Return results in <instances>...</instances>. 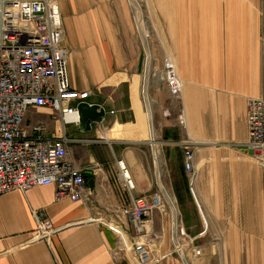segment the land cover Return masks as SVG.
<instances>
[{"label":"crops","instance_id":"crops-1","mask_svg":"<svg viewBox=\"0 0 264 264\" xmlns=\"http://www.w3.org/2000/svg\"><path fill=\"white\" fill-rule=\"evenodd\" d=\"M58 3L70 87L88 92L87 102L106 111L103 122L92 123L89 131L64 126L71 140L70 157L84 169L89 200H57L52 185L1 194L0 264H182L163 211H155L144 225V234L155 236L148 243L151 259L145 263L133 256L137 238L132 222L118 220L132 197L157 189L137 85L143 54L128 2ZM149 4L152 28L163 46L155 50L154 64L159 70L168 50L182 80L185 116L184 126L163 117V109L171 105L170 94L161 82L152 86L154 121L162 142L161 183L176 192L189 244L205 251L259 250L264 264V173L245 147L247 101L264 97V0ZM50 113L32 108L26 123L46 122L48 136L60 137L62 123L51 120ZM184 143L194 150V181L184 169ZM119 161L133 180L132 190L123 182ZM33 211H43L53 225L47 239L34 238ZM190 263L207 264L208 259Z\"/></svg>","mask_w":264,"mask_h":264},{"label":"built area","instance_id":"built-area-1","mask_svg":"<svg viewBox=\"0 0 264 264\" xmlns=\"http://www.w3.org/2000/svg\"><path fill=\"white\" fill-rule=\"evenodd\" d=\"M130 4V0H126ZM135 33L143 54V72L139 95L146 113L147 143L157 189L148 196L132 197L120 210L119 221L130 220L137 240L132 244L133 256L141 263L151 259L148 243L155 236L144 234V225L155 211H163L169 227L170 240L182 264L202 256L203 249L189 244L175 196L161 183L162 142L152 114L151 78L160 74L170 94L171 105L162 116L184 126L181 103L182 80L173 59L165 55L159 70L144 34L142 14L132 11ZM64 27L58 0H0V195L26 191L34 186L55 188V198L72 201L89 200L84 169L71 159L64 133L67 124L79 125L77 104L87 101L88 92L79 93L70 87L67 74L69 52L63 45ZM147 42V43H145ZM49 109L51 120L62 123L63 134L49 137V125L37 121L26 123L30 109ZM110 113H113L111 111ZM100 121L99 123H102ZM247 140L245 147L264 173V97L247 101ZM183 165L191 181L196 177L194 150L184 143ZM125 186L134 183L124 164L118 162ZM36 222L35 239H47L54 231L43 211H33ZM143 237V238H141ZM185 253V254H182Z\"/></svg>","mask_w":264,"mask_h":264},{"label":"rangeland","instance_id":"rangeland-1","mask_svg":"<svg viewBox=\"0 0 264 264\" xmlns=\"http://www.w3.org/2000/svg\"><path fill=\"white\" fill-rule=\"evenodd\" d=\"M136 1L139 2L140 13L143 16V19L145 18L144 20L146 21V22L144 21V24L141 26V28L143 29L145 27V23H146L147 32L149 35L148 43H149L150 49L153 53V57L155 58V57H157L155 50L157 52L162 51L163 46H162L161 41L158 39V35L156 34L155 30H153V28H152V20H151L152 19V11H151V8L149 6L150 5L149 0L148 1L147 0L146 1L145 0H136ZM128 5H129V9H130V14L132 17V11L134 13L135 9L131 4H128ZM153 20H154V18H153ZM132 21H133V19H132ZM133 24H134V22H133ZM133 29H134V33H135V27ZM143 30L145 31V29H143ZM134 35L137 39L138 47L141 50V43L139 41V37L137 36L136 33ZM163 55L164 56L165 55L170 56V54L168 53V50ZM154 63H155V61H153V65L155 67L156 64H154ZM140 78H141V76L138 77V82L136 81L137 85H138V83L140 85V80H141ZM150 82H151V86H150V96H151L152 86L156 85L157 82H161L160 81V74L158 73L154 77L152 75ZM153 91H154V89L152 90V92ZM163 97H164V95H162V98ZM170 100H171V98H170ZM153 108L154 107L152 105V109ZM161 156H162V154H161ZM169 172L171 174V171H169ZM171 177H172L173 183L174 182L176 183L177 182L176 177H173L172 174H171ZM180 192L182 194H185V191H184V189H182V187H181ZM174 194L176 196V192ZM176 198H177V196H176ZM179 207H180V210L182 211L181 205ZM260 253H261V251H259V250H238V251H230V253H229V251H220V250L205 251V250H203V254L200 257V259H203V258L208 259L207 264H260V262H261Z\"/></svg>","mask_w":264,"mask_h":264},{"label":"water","instance_id":"water-1","mask_svg":"<svg viewBox=\"0 0 264 264\" xmlns=\"http://www.w3.org/2000/svg\"><path fill=\"white\" fill-rule=\"evenodd\" d=\"M77 109L80 116L78 127L83 132L91 130L92 123L103 121L106 116L104 107L85 100L77 104Z\"/></svg>","mask_w":264,"mask_h":264},{"label":"bare ground","instance_id":"bare-ground-1","mask_svg":"<svg viewBox=\"0 0 264 264\" xmlns=\"http://www.w3.org/2000/svg\"><path fill=\"white\" fill-rule=\"evenodd\" d=\"M130 4L134 7V9H136L137 11V14L140 16L141 13H140V5H139V2H137L136 0H130ZM143 17V16H142ZM145 19V18H144ZM145 21V20H144ZM146 22V21H145ZM145 29V33H147V28H146V23H145V27L143 28ZM147 43V42H145ZM144 114L146 115L145 111H144ZM152 114H153V109H152ZM182 254H185V253H182Z\"/></svg>","mask_w":264,"mask_h":264},{"label":"trees","instance_id":"trees-1","mask_svg":"<svg viewBox=\"0 0 264 264\" xmlns=\"http://www.w3.org/2000/svg\"><path fill=\"white\" fill-rule=\"evenodd\" d=\"M84 177H86V175L84 174Z\"/></svg>","mask_w":264,"mask_h":264}]
</instances>
